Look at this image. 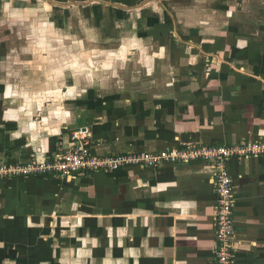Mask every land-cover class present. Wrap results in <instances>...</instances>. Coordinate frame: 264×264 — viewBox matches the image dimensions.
<instances>
[{
    "label": "crops",
    "instance_id": "1",
    "mask_svg": "<svg viewBox=\"0 0 264 264\" xmlns=\"http://www.w3.org/2000/svg\"><path fill=\"white\" fill-rule=\"evenodd\" d=\"M10 3L25 14L2 27L0 163L52 160L81 128L97 155L264 140V0H0V20ZM22 32L55 55L42 84L22 69L31 43L13 48ZM228 166L233 264H264V155ZM215 173L0 179V264H217Z\"/></svg>",
    "mask_w": 264,
    "mask_h": 264
},
{
    "label": "built area",
    "instance_id": "2",
    "mask_svg": "<svg viewBox=\"0 0 264 264\" xmlns=\"http://www.w3.org/2000/svg\"><path fill=\"white\" fill-rule=\"evenodd\" d=\"M87 129L73 132L74 144L52 160H31L29 162L0 163V179L32 175L74 176L86 171H116L131 165L157 166L162 162H189L204 160L216 168L214 184L218 194L216 221L217 264L234 263V183L228 162L233 158H249L264 155V140L243 139L233 145L182 146L159 152H134L127 154L97 155L92 152L88 141Z\"/></svg>",
    "mask_w": 264,
    "mask_h": 264
},
{
    "label": "rangeland",
    "instance_id": "3",
    "mask_svg": "<svg viewBox=\"0 0 264 264\" xmlns=\"http://www.w3.org/2000/svg\"><path fill=\"white\" fill-rule=\"evenodd\" d=\"M9 7H10V11L7 13V16H5V18L1 19L0 20V42L3 43L5 40H8L6 38H10L12 36L10 35H5V33H2V27L4 25H7L10 27V24L12 26V24H14V28L17 27L16 25V20L20 17H23V15L25 13H22V11H20V8H17L16 7V3H10L9 4ZM19 9V10H18ZM25 11V10H24ZM31 12V11H30ZM5 13V12H4ZM37 13H39L37 11ZM27 16L29 17V22H30V25L33 24V21H35V23L37 22V14H27ZM12 18V19H11ZM45 20H48L47 18H45ZM34 23V24H35ZM50 30L52 32V28L55 26H53L52 24H48ZM56 29L57 28V25L55 26ZM59 34H63V31L59 28ZM51 34H48V36H50ZM24 37L26 36L23 32L20 36L18 37H14V40L15 42H13V48L16 49V48H19L20 49V46H19V42H24V45H26L27 43H31V44H28L27 46L31 47L27 49V52H25L28 56L27 58L28 59H33L34 62L32 63L34 66L36 65V67H28V68H22L23 71H24V74L25 75H28V76H31L32 78H34L35 82H38V83H43L42 81H40L38 79V75H41L42 71H43V65L45 64V66H50V64H52V59L55 58V55L53 56V53L46 47L42 48V49H39V50H36V42L37 41H33L32 39H29V38H22L20 39L19 37ZM62 38H64V36H62ZM5 39V40H4ZM54 39V38H50L49 41L47 43L50 44V41ZM35 40V39H34ZM12 41V40H10ZM9 41V42H10ZM33 43V44H32ZM52 43V42H51ZM18 49V50H19ZM16 58H25L24 56H21V52H18L16 51ZM38 64V65H37ZM47 80V79H46ZM33 160H36V159H33ZM31 161V160H30ZM29 162V161H27ZM22 163V162H21Z\"/></svg>",
    "mask_w": 264,
    "mask_h": 264
}]
</instances>
